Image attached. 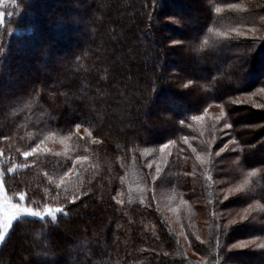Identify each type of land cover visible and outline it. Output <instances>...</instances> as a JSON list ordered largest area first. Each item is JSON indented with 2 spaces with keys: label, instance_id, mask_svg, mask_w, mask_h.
<instances>
[{
  "label": "trees",
  "instance_id": "16d2710c",
  "mask_svg": "<svg viewBox=\"0 0 264 264\" xmlns=\"http://www.w3.org/2000/svg\"><path fill=\"white\" fill-rule=\"evenodd\" d=\"M20 1L0 24L2 178L63 210L16 219L0 264H264V140L231 114L264 119V0H190L178 40L160 0ZM211 104L226 122L193 119Z\"/></svg>",
  "mask_w": 264,
  "mask_h": 264
},
{
  "label": "rangeland",
  "instance_id": "374dc122",
  "mask_svg": "<svg viewBox=\"0 0 264 264\" xmlns=\"http://www.w3.org/2000/svg\"><path fill=\"white\" fill-rule=\"evenodd\" d=\"M30 1V0H29ZM190 0H160L158 5H159V9L162 8V4L164 3L165 6H168L169 8V12L171 13V17L169 19H166V25L167 26H173L175 28H178L179 32L177 33H172L171 29H168V33H172L173 34V39H179L181 37L182 34V30L183 27L180 24V22H182L179 18H181V14L183 12H186L188 10H190L191 8H195L197 5H193V4H189ZM195 1H199V0H194ZM183 3L187 6V9L184 10L183 6L181 7L179 5V3ZM86 3H88V1L86 0ZM196 3V2H195ZM194 3V4H195ZM189 4V5H188ZM4 8H7V10H3ZM0 24L3 23H7V16L11 13L14 12L16 13V11L18 12H22V10L24 11V9L21 6V1L20 0H0ZM32 13V12H31ZM155 21V15H153L152 17V21ZM25 30H27V32L30 31L29 28H25ZM19 33L21 31H24L23 27H18L16 29H13V27L9 26V30L7 32L13 33L15 32ZM181 31V32H180ZM185 32V31H184ZM183 32V33H184ZM193 33L196 34L197 30L194 29ZM0 46H2V40H0ZM191 52H193L196 55V50L193 48L191 49ZM180 54L182 55L183 52ZM180 54H176L174 53V51H172L171 53H169V57H171V62H170V69L172 71H174L175 69V65L177 64V60H179L180 58ZM163 60V59H162ZM165 60V59H164ZM175 63V64H174ZM163 69V67H162ZM263 75V71H261L256 77H246V82L248 83H253L254 81H257L256 79L261 78V76ZM233 117L237 118L236 116H242L241 118H239V120H237V127L240 130H245V131H249L250 134L246 137H242V139H246L245 141H243L244 143H251V145H261L263 144V140H264V119H261V117H259V114H255V113H251V107L246 104V103H239V105L236 106V109H234V112L231 113ZM204 116L209 117V120H212L214 122H221L222 120H224L226 122L227 119V114L223 111V108L221 105L219 104H211L209 106L208 109L205 110V113L201 116L198 117V119L203 118ZM238 119V118H237ZM229 127V123L226 124L224 126V128H228ZM222 128V129H224ZM66 138H62V137H55L53 136L51 143L53 144V146L55 148H59L62 146L63 143H65ZM260 147H258V149H261ZM263 155L260 154V159H263ZM3 174H2V170L0 167V207H2L5 204L8 203H23L25 206L27 207H31L26 205V203L21 200L16 201L15 198L12 194L11 191L6 187L5 183L3 182V178H2ZM33 208V207H32ZM47 216V215H46ZM46 216L43 217H39V218H44ZM32 217H37V216H32ZM18 219V218H17ZM181 232V239L183 241V243L185 244L186 247V253L193 259H198L199 257L197 255H195L194 253H192L190 251V247L188 245V242L186 241V237L183 234L182 231ZM7 234V233H6ZM6 237V236H5ZM4 241V240H3ZM3 241H0V246L2 244Z\"/></svg>",
  "mask_w": 264,
  "mask_h": 264
},
{
  "label": "snow or ice",
  "instance_id": "6c2138e0",
  "mask_svg": "<svg viewBox=\"0 0 264 264\" xmlns=\"http://www.w3.org/2000/svg\"><path fill=\"white\" fill-rule=\"evenodd\" d=\"M217 11H219V9H217ZM193 119H198V117H193ZM77 127H79V125H77ZM35 151L36 149H33V152ZM28 155V152L24 153L25 157H27ZM17 195H19L21 201L24 200L25 194L23 192H20ZM62 210L63 209L60 207L54 208L51 206H45L43 209H36L27 207L23 203H8L3 205L2 207H0V241H3L5 239L6 233L11 229L13 222L17 218L24 215L37 217L49 215L53 218V220H55L57 218V214Z\"/></svg>",
  "mask_w": 264,
  "mask_h": 264
}]
</instances>
